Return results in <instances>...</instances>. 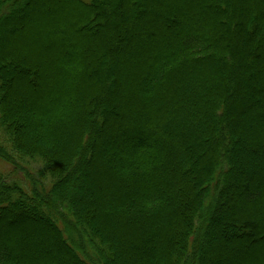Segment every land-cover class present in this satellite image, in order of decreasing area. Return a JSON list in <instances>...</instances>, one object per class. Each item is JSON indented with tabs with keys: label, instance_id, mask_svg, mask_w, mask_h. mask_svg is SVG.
I'll return each instance as SVG.
<instances>
[{
	"label": "trees",
	"instance_id": "16d2710c",
	"mask_svg": "<svg viewBox=\"0 0 264 264\" xmlns=\"http://www.w3.org/2000/svg\"><path fill=\"white\" fill-rule=\"evenodd\" d=\"M0 161V264H264V0H0Z\"/></svg>",
	"mask_w": 264,
	"mask_h": 264
},
{
	"label": "rangeland",
	"instance_id": "374dc122",
	"mask_svg": "<svg viewBox=\"0 0 264 264\" xmlns=\"http://www.w3.org/2000/svg\"><path fill=\"white\" fill-rule=\"evenodd\" d=\"M9 31H12L11 26L9 27ZM34 38H35L34 40H35L36 45H39L40 44L39 42L42 43V40H43L42 36L35 35ZM98 155L96 156V159H98V157H99ZM20 163H22V162H20ZM34 166H35V168H34L33 173H35V170L38 169L39 164L34 163ZM0 170L4 171L10 178H13L12 175H16L19 177L26 175V172L22 168H16L13 165H10L6 162H1V161H0ZM216 240H217V237L211 236V239H210L211 242L216 241ZM16 253H17V256H22V257L29 256V257L35 258V254L33 252H30V251L18 250V251H16Z\"/></svg>",
	"mask_w": 264,
	"mask_h": 264
}]
</instances>
